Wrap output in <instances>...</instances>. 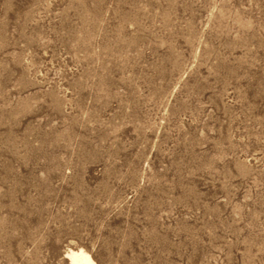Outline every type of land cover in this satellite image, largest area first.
I'll return each instance as SVG.
<instances>
[{"label": "rangeland", "instance_id": "rangeland-1", "mask_svg": "<svg viewBox=\"0 0 264 264\" xmlns=\"http://www.w3.org/2000/svg\"><path fill=\"white\" fill-rule=\"evenodd\" d=\"M264 264V0H0V264Z\"/></svg>", "mask_w": 264, "mask_h": 264}, {"label": "bare ground", "instance_id": "bare-ground-1", "mask_svg": "<svg viewBox=\"0 0 264 264\" xmlns=\"http://www.w3.org/2000/svg\"><path fill=\"white\" fill-rule=\"evenodd\" d=\"M66 257L69 258L70 264H97L92 254L83 247L69 249Z\"/></svg>", "mask_w": 264, "mask_h": 264}]
</instances>
